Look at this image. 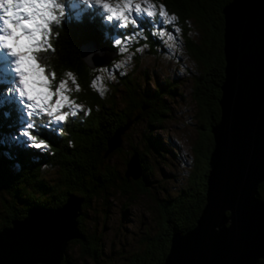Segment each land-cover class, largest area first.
<instances>
[{"label": "trees", "instance_id": "obj_1", "mask_svg": "<svg viewBox=\"0 0 264 264\" xmlns=\"http://www.w3.org/2000/svg\"><path fill=\"white\" fill-rule=\"evenodd\" d=\"M156 1L178 17V24L185 31L187 23L192 21L204 35L198 46L188 39L186 43L188 54L198 60L205 71L203 77L196 79L192 91V98L199 112L200 129L205 131L206 125L210 129V136L202 135L194 149L197 162L200 147H206L209 153L206 167L198 179L192 176L188 187L182 189L176 197L156 204L158 230L155 234L143 237L141 248L128 264H163L172 235L184 234L194 228L205 205L208 157L213 148L211 128L220 118L218 100L224 77L222 10L230 0ZM84 18L87 17L60 24L54 36V51L45 54L49 59L47 69H52L57 77H63L69 72L74 74L81 88L77 99L87 111L85 117L69 120L64 128L51 127L50 131L45 130L50 125L46 122L48 116L41 118L39 122L42 124V133L38 135V131L32 130V134L38 135L37 138L45 143L46 149L38 150L34 146L25 145L17 137L21 110L5 97L7 90L0 93V135L6 133L7 138L11 139L0 140V231L34 208L55 210L69 199L81 202V216L77 222L83 237L69 243L67 256L61 264H74L68 254L71 245L79 247L82 258H89L94 264L99 263L103 250L102 239L96 233H88L84 224L86 212L94 202L107 204L116 194L128 197L130 202L136 200L137 196H147L146 175L149 170L143 154L132 149L125 161L123 174L110 166L109 162L112 155L122 149L123 139L132 126L142 121H148L149 125L161 123L162 115L166 114L161 97L175 96L174 88L167 84L162 91L143 94L130 75H123L117 77L122 93L120 102L113 100L114 96L103 100L91 89L90 82L97 69H107L111 63L92 68L97 63L85 62L82 52L90 44L103 46L111 54L117 52L110 33L108 37L104 36L108 30L111 31L110 28L103 26L98 20L94 26H90L92 22L86 24L88 20H83ZM150 48L153 52L152 44ZM119 105H122L120 109ZM143 107L146 109L143 110ZM128 121L132 126L121 135L120 146L108 153V142ZM134 155L138 156L142 168V175L138 180L126 177L127 165ZM46 167L57 170L55 181L50 182L44 178L43 169ZM258 199L264 201V183L259 185ZM259 264H264V260Z\"/></svg>", "mask_w": 264, "mask_h": 264}, {"label": "rangeland", "instance_id": "obj_2", "mask_svg": "<svg viewBox=\"0 0 264 264\" xmlns=\"http://www.w3.org/2000/svg\"><path fill=\"white\" fill-rule=\"evenodd\" d=\"M105 2L114 7L117 5L122 7L125 0H105ZM63 3L66 7L60 24L85 16L87 18L83 20H88L86 24L92 22L90 26H94L98 20L111 30L104 33V36L108 37L110 33L117 56L110 62L111 65L107 69H97L90 82L91 89L103 100L114 96L113 100L120 102L122 93L118 84L120 80L117 77L123 75H130V78H133L140 86V92L143 94L162 91L166 84L174 88L175 96L161 97L166 109L161 123L149 125L148 121H142L134 126L131 125L132 128L123 139L122 149L113 154L109 162L110 166H114L123 174L125 161L128 160L131 150L135 149L139 154H143L149 170L146 175L147 196H137L136 200L130 202L128 197L116 194L107 201V204L100 201L94 202L90 210L86 212L85 228L88 233H96L102 239V257L98 264H128L141 248L143 237L147 234H155L158 230L159 217L156 204L176 197L182 189L188 187L190 178L193 176L198 179L206 167L209 151L206 147H200L197 162L194 149L198 146L202 135L210 136V129L207 125L205 131L200 129L199 112L192 98L196 79L203 77L205 71L200 62L188 54L186 43L188 39L193 45L198 46L204 35L192 21L187 23L185 31L182 26H179L178 17L165 8L169 17L161 16V5L156 0H132L133 7L136 3L141 4V11L139 13L126 11L130 19L136 18V24L129 23L127 27L122 26V21L115 19L109 21L107 19L109 14L101 6L96 5L94 0L92 3H85V0H63ZM148 5H153L149 11L155 12V15L150 16L147 11H144ZM55 11L59 15V9ZM2 12L3 10L0 9V13ZM89 16L94 18L90 19ZM171 16H175L176 20L169 22ZM98 21L97 24H100ZM59 25H53L50 36L52 48ZM116 40H120L121 44H116ZM151 44L153 52L150 48ZM94 46L90 47H93V52L96 54L95 59L100 56L105 60L109 56L107 49ZM48 51L53 50L41 52L39 55L48 59L45 54ZM2 62L3 57H0V63ZM52 71V69L46 70L52 82V90H55L61 79L65 80L69 89L66 94L82 107L72 109L76 111V115H69L65 122L57 123L54 118L48 117L46 122H49L51 126L46 127V131H50L51 127L64 128L69 120L87 115L85 106L77 99L81 88L77 92L75 84L67 74L63 77L56 76L52 80L50 76ZM94 82L96 87H93ZM4 90L8 91L5 97L13 101L14 105L21 110L17 137L25 145L34 146V143L40 140L37 138V141L33 142L23 136V132L27 130L26 124L33 121L35 126L31 132L38 131L39 135L42 133V124L39 121L47 115L28 117L27 112L30 110L26 105L21 104L19 98L9 88ZM55 99L54 97L53 102ZM121 107L122 105H119V109ZM66 111L70 109L67 107L62 109V112ZM0 140L11 139L4 133L0 135ZM35 148L44 150L46 146ZM43 175L47 181L53 182L58 174L56 169L46 167L43 169ZM68 254L74 264H94L89 258L81 257L78 246L71 245Z\"/></svg>", "mask_w": 264, "mask_h": 264}, {"label": "water", "instance_id": "obj_3", "mask_svg": "<svg viewBox=\"0 0 264 264\" xmlns=\"http://www.w3.org/2000/svg\"><path fill=\"white\" fill-rule=\"evenodd\" d=\"M222 15L224 77L220 118L211 128L205 205L193 229L172 235L163 264L264 260V201L258 199L264 183V0H230ZM93 45L105 48L90 44L82 52L85 62L97 63L92 68L116 58L109 51L105 60L95 59ZM129 126L130 121L115 132L108 153L120 146ZM126 170L127 178L141 177L137 155ZM81 207L69 199L55 210L34 208L13 221L0 231V264H61L69 243L83 237L77 222Z\"/></svg>", "mask_w": 264, "mask_h": 264}, {"label": "snow or ice", "instance_id": "obj_4", "mask_svg": "<svg viewBox=\"0 0 264 264\" xmlns=\"http://www.w3.org/2000/svg\"><path fill=\"white\" fill-rule=\"evenodd\" d=\"M93 0H85V3H92ZM96 5L108 13L109 21H122L124 27L129 23L135 25L136 18L130 19L126 11H141V4L136 3L133 7L132 0H125L122 7H114L105 0H94ZM66 5L63 0H0V57L3 62L0 63V93L5 88H9L19 98L20 103L26 105L28 117H36L41 114L54 118L57 123L65 122L69 115H76L72 109H80L82 106L71 100L66 94L69 89L67 82L61 79L52 90V82L49 74H46L48 67L47 58L39 55L41 52L53 50L50 43L53 25L61 23V17L64 16ZM153 5H148L144 11L148 15H155L149 11ZM56 9H59L57 15ZM160 15L169 17V13L160 6ZM176 17L171 16L170 21H175ZM121 44L120 40L115 41ZM67 75L75 84L77 92L80 91V85L76 82L74 74ZM52 80L56 73H50ZM93 87H96L95 82ZM56 98L53 102V98ZM65 107L70 111L62 112ZM35 123L29 121L23 136L30 141H37V136L33 135ZM34 146L40 148L46 146L43 141L34 143Z\"/></svg>", "mask_w": 264, "mask_h": 264}]
</instances>
